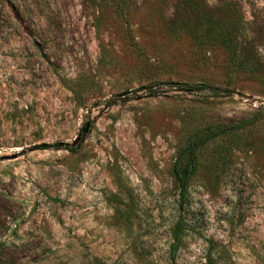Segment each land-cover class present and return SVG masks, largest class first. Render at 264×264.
<instances>
[{"label": "rangeland", "instance_id": "374dc122", "mask_svg": "<svg viewBox=\"0 0 264 264\" xmlns=\"http://www.w3.org/2000/svg\"><path fill=\"white\" fill-rule=\"evenodd\" d=\"M205 127L177 264H264V0H0V264H170Z\"/></svg>", "mask_w": 264, "mask_h": 264}, {"label": "trees", "instance_id": "16d2710c", "mask_svg": "<svg viewBox=\"0 0 264 264\" xmlns=\"http://www.w3.org/2000/svg\"><path fill=\"white\" fill-rule=\"evenodd\" d=\"M192 5L189 6V9ZM192 18L182 19V22L178 23L177 27L188 30L193 34L196 40H200L206 37L208 40L215 43L221 41L229 52L232 58L231 63L233 67L237 66L240 69L243 66L241 61V54L243 53L241 45V34L239 28L232 26L231 28L224 29L220 20L215 18V15H206L201 8H198L196 12H190ZM195 13V14H194ZM199 30V31H198ZM207 84H196L193 89L203 90L207 88ZM215 89V88H213ZM245 123L237 124V128H243ZM224 132V128H201L199 129L188 141L179 153L174 165L175 182L179 189L180 195V208L181 213L176 222L173 240L170 247V264H177L178 251L182 247L184 241V235L186 231V225L184 223V217L182 214V205L186 201L189 193V182L191 178L196 174L198 170V158L196 151L199 147L206 144L210 139L221 135Z\"/></svg>", "mask_w": 264, "mask_h": 264}, {"label": "water", "instance_id": "95a60500", "mask_svg": "<svg viewBox=\"0 0 264 264\" xmlns=\"http://www.w3.org/2000/svg\"><path fill=\"white\" fill-rule=\"evenodd\" d=\"M32 147H35V146H32Z\"/></svg>", "mask_w": 264, "mask_h": 264}]
</instances>
